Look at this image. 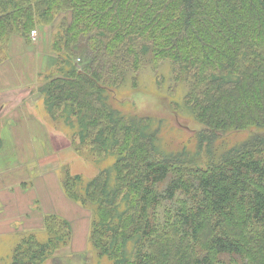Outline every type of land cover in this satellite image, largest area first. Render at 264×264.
<instances>
[{"label": "trees", "instance_id": "1", "mask_svg": "<svg viewBox=\"0 0 264 264\" xmlns=\"http://www.w3.org/2000/svg\"><path fill=\"white\" fill-rule=\"evenodd\" d=\"M37 28L50 29L55 68L39 89L47 112L77 126L75 152L116 159L90 180L64 172L65 195L92 213L97 256L264 264V0H0V64ZM165 70L186 90L171 112L192 116L189 141L170 143L163 119L124 112L110 93L145 72L164 83ZM43 230L48 241L23 235L11 264L72 243L58 215Z\"/></svg>", "mask_w": 264, "mask_h": 264}, {"label": "rangeland", "instance_id": "2", "mask_svg": "<svg viewBox=\"0 0 264 264\" xmlns=\"http://www.w3.org/2000/svg\"><path fill=\"white\" fill-rule=\"evenodd\" d=\"M48 29L37 28L35 37L31 34V41H40L42 38L51 41ZM49 41L35 47L28 45L20 37H14L9 50L1 55V59H8L7 63L0 64V264H11L13 251L23 239V235L38 231L37 237L43 243L48 241V235L41 232L44 229V215L57 213L67 218L84 216V222L76 224L75 228H80L81 235L85 230H90L92 213L81 208L79 210L80 206L65 195L64 172L67 170L72 176L78 175L90 180L101 170L112 168L116 160L114 156H105L104 159H99L103 160L99 162L94 154L85 148L81 155L75 152L72 141L78 140L75 137L77 126L66 125L63 119H59V114L53 119L47 112L45 98L39 93V89L54 73L55 68L53 66L50 71L35 77L34 63L28 64L26 61L32 62V55L38 61L39 58L42 59L41 57L47 54ZM26 49L32 54L25 53L28 57L24 58L23 51ZM163 78L164 83L161 82L162 78L158 79L150 72H145L138 79L134 88L136 91L131 87L129 80L124 87L110 93L115 106L124 109V112L163 119L162 138L170 143L171 139H178L177 137L181 141H189L191 131L187 124H192V116L185 113L176 117L171 112L174 103L172 97H181L186 90L183 86L176 88L170 82L169 70H165ZM13 84L16 89L24 84V90L17 93L7 92ZM26 90L29 94H23ZM28 97L37 100L26 104L31 99ZM21 101H24V106H20ZM2 107L5 110L2 111ZM244 136L240 135L238 138L242 139ZM230 141L231 138L228 139V142ZM190 145V149L195 148L193 143ZM57 191H61L63 196L57 194ZM61 199L66 201L64 210L56 208L57 200ZM71 203L74 208H66ZM76 209L80 211L77 215H69V211ZM83 238V243H86L83 252L77 247V243L74 244L75 248H72L70 243L54 252L43 264H110L106 257L97 256L91 244L87 245L86 237Z\"/></svg>", "mask_w": 264, "mask_h": 264}, {"label": "crops", "instance_id": "3", "mask_svg": "<svg viewBox=\"0 0 264 264\" xmlns=\"http://www.w3.org/2000/svg\"><path fill=\"white\" fill-rule=\"evenodd\" d=\"M48 41L49 40H47L46 38H42L40 41L33 42V46L38 47V46H41L42 43L43 44H46ZM50 43H51V41H49V43L47 44V48H48L47 49V52H46L47 54H44V57H41L42 59L39 58V61H38L37 58L35 59L33 57V55H32L30 57V58H32L31 59L32 62L26 61L28 64H33L34 63L35 77L39 76L40 74H42L44 72L50 71L52 69V67H53V65H52L53 55H52L51 44ZM10 44H12V42ZM49 46H50V48H49ZM9 48H10V46H9ZM9 48H8V50H9ZM23 53H24L23 54V57L24 58H27L28 57V56H26L25 53H28L30 55L32 54L27 49L25 51H23ZM36 61H38V63H36ZM23 85L22 86H18V89H16V86L13 84L12 85L13 87L10 88V89H8L7 92H10V91H12L14 93L22 92L24 90L23 89ZM27 91L28 90H26L23 94H29V92H27ZM29 98H31V97H28V99ZM36 100L37 99H35V98H31V99L28 100V102H26V104H28V103L32 104L33 102H36ZM24 105H25L24 104V101H21L20 106H24ZM23 109H25V108L23 107ZM3 110H5V109H3V107H2V111ZM4 133H5L4 136H6L7 129L4 130ZM2 139H4V138H2ZM59 184H60V181H59ZM60 186H61V184H60ZM62 192H63V189H62ZM57 194H59L60 196H63V194L61 193V191H57ZM57 201H58V203H57L56 208L57 209L60 208L61 210H64V208L66 206V201L64 199L57 200ZM66 208H74V205L71 203V205H69V206L67 205ZM80 208L83 210L82 207H79V210H80ZM79 212L80 211H78V209H76V211L75 210H71V211H69V215L72 214V213H74L75 215H77V213H79ZM54 215H57V213H54ZM58 216H60V215H58ZM61 218H63L64 220H67L71 224V226H72V230H73V232H72V243H71L72 248H75V245L74 244L77 243L79 245L77 247H79L80 251L83 252L85 250V247H86V243H83V242H85V238H83V237L84 236L86 237V240H87L86 242H87V245H88V243H89L88 242L89 230L86 228L87 229V232L85 230V233L83 235H81L79 233L80 228L79 227L75 228V225L78 224V223L84 222V216L83 217H79V218H72L70 216H69V218H67V217H61ZM88 218L90 219V217H88ZM41 232H44V230H41ZM78 255H82V254H78Z\"/></svg>", "mask_w": 264, "mask_h": 264}, {"label": "built area", "instance_id": "4", "mask_svg": "<svg viewBox=\"0 0 264 264\" xmlns=\"http://www.w3.org/2000/svg\"><path fill=\"white\" fill-rule=\"evenodd\" d=\"M35 35H36V32H35V31H33V32H32V36H34V37H35Z\"/></svg>", "mask_w": 264, "mask_h": 264}]
</instances>
